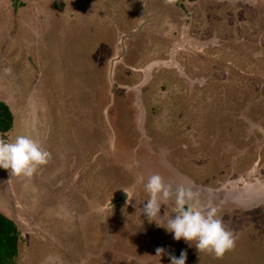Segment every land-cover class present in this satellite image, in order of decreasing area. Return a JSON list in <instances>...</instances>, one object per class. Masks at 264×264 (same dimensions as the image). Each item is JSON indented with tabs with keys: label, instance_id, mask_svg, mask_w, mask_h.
Here are the masks:
<instances>
[{
	"label": "rangeland",
	"instance_id": "rangeland-1",
	"mask_svg": "<svg viewBox=\"0 0 264 264\" xmlns=\"http://www.w3.org/2000/svg\"><path fill=\"white\" fill-rule=\"evenodd\" d=\"M21 2L0 0V100L14 116L0 139L29 135L51 153L31 178L0 168V211L21 230L23 264L87 254L86 264H170L158 247L186 251V264H264V201L251 200L264 192V0ZM153 61L143 135L133 87ZM145 154L169 172L144 176ZM153 174L216 207L235 247L216 258L140 216L137 179ZM243 186V203L225 195ZM125 189L131 202L106 207Z\"/></svg>",
	"mask_w": 264,
	"mask_h": 264
},
{
	"label": "clouds",
	"instance_id": "clouds-1",
	"mask_svg": "<svg viewBox=\"0 0 264 264\" xmlns=\"http://www.w3.org/2000/svg\"><path fill=\"white\" fill-rule=\"evenodd\" d=\"M50 159L51 153L40 141L29 135H17L11 142L0 139V168L10 170L11 176L31 178ZM141 182L148 198L140 208V216H146L149 223L154 222L164 228L174 240L183 239L189 242V246L195 245L199 252L214 254L216 258H222L235 247L236 238L225 228L218 209L201 204L200 194L193 187L180 184L174 188L160 174L149 176L146 182L141 177ZM124 191L131 202L134 195L126 189ZM165 254L169 256L170 264H186V251H181L177 257L171 252L166 253L163 247L156 249V257L161 258Z\"/></svg>",
	"mask_w": 264,
	"mask_h": 264
},
{
	"label": "trees",
	"instance_id": "trees-1",
	"mask_svg": "<svg viewBox=\"0 0 264 264\" xmlns=\"http://www.w3.org/2000/svg\"><path fill=\"white\" fill-rule=\"evenodd\" d=\"M22 5L21 0H15L16 10ZM13 122L9 105L0 100V134L5 138L13 128ZM22 242L23 236L17 222L0 211V264H23Z\"/></svg>",
	"mask_w": 264,
	"mask_h": 264
},
{
	"label": "water",
	"instance_id": "water-1",
	"mask_svg": "<svg viewBox=\"0 0 264 264\" xmlns=\"http://www.w3.org/2000/svg\"><path fill=\"white\" fill-rule=\"evenodd\" d=\"M141 29V26H139L138 27V31ZM130 36L129 35H123L122 36V38H121V54L120 55H117V56H115V57H113L111 60H110V65H109V77H111L112 76V73H113V71H114V67H115V65H116V63L117 62H120L121 61V58H122V56H123V52L125 51V47H124V45L122 44L123 43V40H125L126 38H129ZM159 61H153V62H151L149 65H147L145 68H143V69H141V70H143L144 72H145V76H144V78H143V80L142 81H140L138 84H137V86H135V87H133V89H135V91L138 93V95H137V104H138V108H139V114H138V119H137V121H138V125H139V128L141 129V133L144 135V128H143V125H144V122H145V111L143 110V108L141 107V105L139 104L140 102H141V97L139 98V94H140V88L146 83V79H147V77H148V73H149V70H151V68L156 64V63H158ZM162 63H166L165 61H162ZM140 70V69H139ZM124 87H126V86H124ZM127 88V87H126ZM129 88V87H128ZM142 135V136H143ZM250 188H251V186H250ZM224 190V189H223ZM247 190H249V187H245V186H243V187H241V188H237V189H230V190H224L225 191V195H227L228 193L229 194H233L234 196H233V199L234 200H236L237 201V203H243V198L244 197H242V195L247 191ZM260 193H262V192H260ZM127 194H121L118 198H116V199H114V200H112V201H110L107 205H106V207H109V206H111V205H113V204H115V203H117V202H121V201H123L124 200V198H125V196H126ZM260 200V201H264V192H263V196H257V198L255 197V198H253V196H251V200ZM256 200V201H257ZM251 202V201H250ZM258 202V201H257ZM256 202V203H257Z\"/></svg>",
	"mask_w": 264,
	"mask_h": 264
},
{
	"label": "flooded vegetation",
	"instance_id": "flooded-vegetation-1",
	"mask_svg": "<svg viewBox=\"0 0 264 264\" xmlns=\"http://www.w3.org/2000/svg\"><path fill=\"white\" fill-rule=\"evenodd\" d=\"M82 151H83V149H82ZM123 153V152H122ZM147 154H145L144 155V162L146 161H148L147 162V168H145L144 170H143V175L145 176L146 175V173L148 174L151 170H152V172L154 171L153 170V168L156 166L157 167V171L158 170H160L161 171V173L162 174H164L165 175V173H167V172H169L167 169H165L163 166H161L158 162L157 163H155V162H151L150 160H146V159H148L147 158ZM125 157V159H126V161L127 160H131V156H130V153H128V154H126V156H124ZM80 158V157H79ZM126 161H124V163L126 162ZM83 165L84 164H81V166L83 167ZM160 168V169H159ZM83 171V170H82ZM139 179H137V181H138V184H139V180H140V182H141V179H140V177H138ZM137 181H136V184H137ZM138 184H137V186H138ZM93 202H97L96 200H93ZM94 205L95 204H92V207L94 208ZM89 214H86V215H83V217L84 216H88ZM100 224L98 223V222H93L92 224H91V228L94 230V233L91 235V236H94V237H96L97 235H96V233H100L99 231H100ZM98 227V228H97ZM83 232V231H82ZM82 235L84 236L85 234H83L82 233ZM107 236H108V238L109 237H111L112 236V232L110 233V235L109 234H107ZM83 238V237H82ZM107 238V239H108ZM108 242V240H106V243ZM106 249H109L108 251L110 252V251H112V252H115V249L113 248V246H111L110 245V243L108 242V245L106 246ZM148 250V249H147ZM89 252H92V250H90ZM87 260L84 262V264H86L87 263V261L90 259V258H94L93 256H90L89 254H87ZM97 256H95V258H96Z\"/></svg>",
	"mask_w": 264,
	"mask_h": 264
},
{
	"label": "bare ground",
	"instance_id": "bare-ground-1",
	"mask_svg": "<svg viewBox=\"0 0 264 264\" xmlns=\"http://www.w3.org/2000/svg\"><path fill=\"white\" fill-rule=\"evenodd\" d=\"M250 190H251V188H250ZM248 191V190H247ZM252 191V190H251Z\"/></svg>",
	"mask_w": 264,
	"mask_h": 264
},
{
	"label": "crops",
	"instance_id": "crops-1",
	"mask_svg": "<svg viewBox=\"0 0 264 264\" xmlns=\"http://www.w3.org/2000/svg\"><path fill=\"white\" fill-rule=\"evenodd\" d=\"M6 214V213H5ZM7 215V214H6ZM9 216V215H8ZM10 217V216H9Z\"/></svg>",
	"mask_w": 264,
	"mask_h": 264
}]
</instances>
